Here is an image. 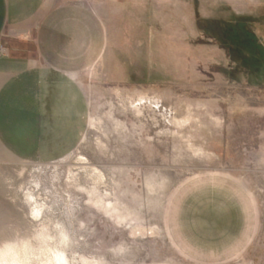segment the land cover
<instances>
[{"label":"rangeland","instance_id":"obj_1","mask_svg":"<svg viewBox=\"0 0 264 264\" xmlns=\"http://www.w3.org/2000/svg\"><path fill=\"white\" fill-rule=\"evenodd\" d=\"M59 2L98 16L105 49L76 77L87 118L72 154L25 164L0 149V251L19 264H264V0ZM19 42L34 46H0ZM219 177L256 226L239 254L207 261L171 216L183 188Z\"/></svg>","mask_w":264,"mask_h":264},{"label":"crops","instance_id":"obj_2","mask_svg":"<svg viewBox=\"0 0 264 264\" xmlns=\"http://www.w3.org/2000/svg\"><path fill=\"white\" fill-rule=\"evenodd\" d=\"M0 149L25 164L60 161L79 146L87 102L76 80L95 65L105 30L89 8L59 0H0ZM171 221L177 242L193 256L224 261L249 244L256 220L247 195L225 178L195 182L179 193Z\"/></svg>","mask_w":264,"mask_h":264},{"label":"bare ground","instance_id":"obj_3","mask_svg":"<svg viewBox=\"0 0 264 264\" xmlns=\"http://www.w3.org/2000/svg\"><path fill=\"white\" fill-rule=\"evenodd\" d=\"M18 260L19 259L17 258L15 247L11 245H6L0 251V264H19L20 262L23 263V261H18ZM49 262L52 264H67L66 258L62 254L57 255L55 257V260L53 261L50 260Z\"/></svg>","mask_w":264,"mask_h":264},{"label":"built area","instance_id":"obj_4","mask_svg":"<svg viewBox=\"0 0 264 264\" xmlns=\"http://www.w3.org/2000/svg\"><path fill=\"white\" fill-rule=\"evenodd\" d=\"M0 54H7L4 47L0 46Z\"/></svg>","mask_w":264,"mask_h":264}]
</instances>
